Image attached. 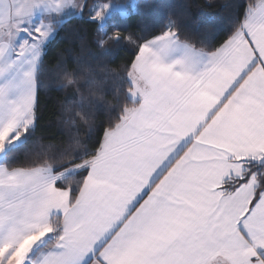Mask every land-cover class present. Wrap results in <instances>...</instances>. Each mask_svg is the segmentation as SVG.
<instances>
[{
    "label": "snow or ice",
    "instance_id": "6c2138e0",
    "mask_svg": "<svg viewBox=\"0 0 264 264\" xmlns=\"http://www.w3.org/2000/svg\"><path fill=\"white\" fill-rule=\"evenodd\" d=\"M140 7L0 0V264H264V0L115 22ZM85 15L133 55L58 62L68 135L37 138L45 57Z\"/></svg>",
    "mask_w": 264,
    "mask_h": 264
},
{
    "label": "trees",
    "instance_id": "16d2710c",
    "mask_svg": "<svg viewBox=\"0 0 264 264\" xmlns=\"http://www.w3.org/2000/svg\"><path fill=\"white\" fill-rule=\"evenodd\" d=\"M117 3H125L127 0H114ZM228 0H137L141 5L139 13L128 17H117L116 23L127 32L139 34L140 30L148 26H159L166 21L169 15L182 21L185 30L192 32L202 21H212L224 14L226 9L222 7ZM96 25L90 23L87 15L83 18H75L65 24L64 30L55 37L45 57V69L42 76V87L39 99V115L36 136H55L56 140L65 139L68 130L61 122V113L66 102L71 97L68 92L58 90L53 78L56 74L50 71L55 65L63 61L69 67H76L80 59L106 63L110 60L111 66L122 65L133 55L132 45L124 43L120 48L111 52H101L95 44ZM103 119V116L98 117ZM86 129H81L80 136L84 138Z\"/></svg>",
    "mask_w": 264,
    "mask_h": 264
}]
</instances>
